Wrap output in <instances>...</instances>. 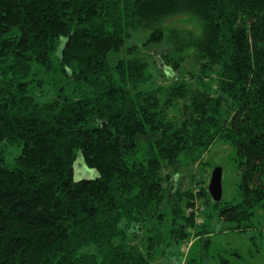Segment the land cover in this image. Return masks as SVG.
<instances>
[{"label": "trees", "instance_id": "obj_1", "mask_svg": "<svg viewBox=\"0 0 264 264\" xmlns=\"http://www.w3.org/2000/svg\"><path fill=\"white\" fill-rule=\"evenodd\" d=\"M150 50L165 73L193 51L214 85L147 89ZM218 141L234 150V203L166 189L164 168ZM78 158L94 179L74 180ZM198 198L236 233L264 218V0H0V264H153L209 237Z\"/></svg>", "mask_w": 264, "mask_h": 264}, {"label": "rangeland", "instance_id": "obj_2", "mask_svg": "<svg viewBox=\"0 0 264 264\" xmlns=\"http://www.w3.org/2000/svg\"><path fill=\"white\" fill-rule=\"evenodd\" d=\"M171 25L186 23L189 26H199L198 21L183 20L182 18H175L169 21ZM162 51L170 52V45H166ZM161 53L154 50H150L149 53H145L148 57L150 66L149 73L151 74L152 85L147 89H158L163 87L165 90L172 83L173 78H178L189 85L190 89H201L202 85L205 88L209 85H214L205 80L200 71V64L197 56L193 51H187L184 53V60L182 68L178 71L170 69L166 70V73L161 70L160 55ZM160 55V57H159ZM161 66V67H160ZM166 74V75H165ZM173 77V78H171ZM37 79H39L37 77ZM57 84L58 79L56 76L46 78L43 82V92L41 89L36 91V96L40 94H46L50 91L51 87L48 83ZM213 87V86H212ZM162 90H158L157 93L164 99V93ZM183 100H178L177 107L180 111L171 108L168 112L170 117H181ZM230 103L225 104V110H231L228 106ZM147 141H142L141 144L145 147ZM21 149L13 146L5 150L4 157L7 162L13 161L19 156ZM234 150L227 143L217 142L211 149L208 150L203 156L197 159L190 160L179 171H172L164 168L163 177L166 189L172 191L180 188L182 191L192 190L197 195L202 189L208 191L211 174L215 168H222L223 170V187L224 195L223 199L226 203H234L237 195V185L240 181V175L236 171V165H234ZM96 176L95 171L89 170L83 160L78 158L74 165V180H90ZM196 199V201H198ZM198 213L201 218L198 220V226L205 224L209 231V237L200 238L196 236L195 230L192 231V235L188 242L178 250H171L163 257H158L153 264H188V261H195V264H219L221 259H226L230 264H264V233L261 231L264 225V218L261 210H256L254 225L255 228L247 233H236L231 231L233 226L224 222H221L217 214L210 208L203 207L201 202H197ZM206 211V212H205ZM205 213V216H204ZM209 213H213L212 217L206 216ZM202 215L204 219L202 218ZM208 246V248H206ZM237 254V255H235ZM239 255V256H238Z\"/></svg>", "mask_w": 264, "mask_h": 264}, {"label": "water", "instance_id": "obj_3", "mask_svg": "<svg viewBox=\"0 0 264 264\" xmlns=\"http://www.w3.org/2000/svg\"><path fill=\"white\" fill-rule=\"evenodd\" d=\"M208 192L211 199L219 204L223 200V170L222 168H215L211 174V179L208 186Z\"/></svg>", "mask_w": 264, "mask_h": 264}]
</instances>
